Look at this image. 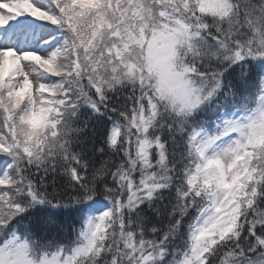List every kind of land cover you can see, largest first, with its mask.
Masks as SVG:
<instances>
[{
    "label": "snow or ice",
    "instance_id": "snow-or-ice-1",
    "mask_svg": "<svg viewBox=\"0 0 264 264\" xmlns=\"http://www.w3.org/2000/svg\"><path fill=\"white\" fill-rule=\"evenodd\" d=\"M0 264H264V0H0Z\"/></svg>",
    "mask_w": 264,
    "mask_h": 264
}]
</instances>
